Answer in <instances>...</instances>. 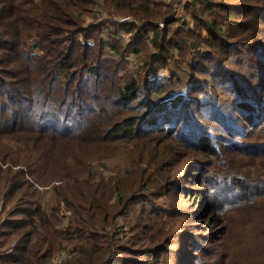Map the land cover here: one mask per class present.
Listing matches in <instances>:
<instances>
[{
	"label": "trees",
	"instance_id": "trees-1",
	"mask_svg": "<svg viewBox=\"0 0 264 264\" xmlns=\"http://www.w3.org/2000/svg\"><path fill=\"white\" fill-rule=\"evenodd\" d=\"M186 3L187 30L175 28L173 4L160 0H0V264H46L74 242L78 254L64 264H160L170 246L148 242L145 224L165 214L186 221L177 191L186 190L192 164L202 171L193 180L232 191L247 185V198L264 184L263 161L253 157L264 154V0ZM102 10L136 19L120 26L130 35L125 46L114 34L102 38L94 20ZM139 52L136 80L128 57ZM175 59L187 66L183 93L174 91ZM120 139L134 140L130 168L108 179L93 173L94 162L115 157ZM213 147L252 161L243 157L246 167L234 162L242 171L208 181L210 160L201 169L196 154L211 158ZM55 180L57 205L72 214L64 231L58 209L40 205V189ZM219 191L214 206L223 209L228 196ZM119 218L131 226L113 244ZM189 242L184 264H203L200 237Z\"/></svg>",
	"mask_w": 264,
	"mask_h": 264
},
{
	"label": "rangeland",
	"instance_id": "rangeland-1",
	"mask_svg": "<svg viewBox=\"0 0 264 264\" xmlns=\"http://www.w3.org/2000/svg\"><path fill=\"white\" fill-rule=\"evenodd\" d=\"M163 5L173 4L172 16L173 19L178 20V26L184 24L185 30L193 28L192 12L187 9V1L174 2L172 0H160ZM232 1V0H230ZM186 6V8H185ZM195 13L197 11L202 12L203 4H196ZM203 13V12H202ZM97 22L102 24V38H106L108 35H115L117 40L120 39L121 45L125 46L129 41L130 35L125 31V28L120 27L132 24L136 22V19L131 15H108L109 11L102 10V12L96 13ZM171 15V14H170ZM205 15V14H204ZM92 18H86V23L91 22ZM165 23L162 21L159 23V28L164 29ZM124 32V36L121 34ZM29 49H33L31 43H28ZM153 49L152 47H150ZM35 51V49H33ZM152 51V50H149ZM129 76L136 80H140V73L142 71L141 65L144 62V55L142 52L139 54H129L128 57ZM173 70L180 77V83L175 87V92H184V86L189 82L187 75V66L180 60L175 59L172 62ZM169 74L168 70L160 69L157 71L158 76L165 77ZM153 76L150 77V79ZM159 147L157 140H150ZM264 141V140H262ZM133 142L134 140L120 139L119 150L114 158L105 160L103 165H98L97 162L93 163L92 172L99 174L103 173V177L108 179L115 173H119L123 169L130 168V160L133 157ZM201 150V149H197ZM197 150L187 148L188 155L193 154ZM255 152H259V149H254ZM212 154L211 158L201 156L205 154V151L201 150L200 158L205 162L204 165L210 160V166L206 170L207 180L215 179L218 175H224L227 173L233 174V172H240L239 168L235 167L234 162L238 161L245 166V157L247 161H252V158L245 155H238L239 152L228 149L221 150L217 147L210 149ZM244 157V158H243ZM255 157L256 164L260 161L264 166V154H260ZM209 165V164H208ZM95 171H94V170ZM189 183L184 188L185 191L179 190L178 197L182 206L185 209L184 218L186 221L180 224L179 222H169L166 220L168 215H156L154 221H149L145 224L146 231L149 237L148 242L155 243L157 247L170 246V252L163 254L160 264H184L187 253H189L190 236L195 234L197 239L200 237L198 244L199 257L202 259L203 264H264V184H260L256 188L253 194H249L248 198L243 193L244 191H252L247 185H237L234 190L229 188H221L219 183L215 181L211 184L200 183L199 180L202 177V171L196 169L194 164L188 169ZM194 175V176H193ZM202 179V178H201ZM196 181V182H195ZM197 184H195V183ZM194 183V184H193ZM61 185V181L55 180L48 186L40 189V205L50 213L53 209H58L57 230L64 231L72 218V214L69 211H65V204L62 202L57 205L58 199L55 195V188ZM229 185V184H228ZM220 190V191H219ZM219 199L223 196L225 204L223 209L215 207L216 193ZM247 193V192H246ZM255 203V204H253ZM262 205V206H261ZM65 206V207H64ZM261 206L258 210H254L252 207ZM248 210V212H245ZM250 211H253L252 216ZM130 223H126L124 219H117L112 226V234L115 233L113 244L121 243L118 239H124V236L128 234ZM54 236L57 234L53 233ZM181 240V246L178 247V243ZM162 241V242H161ZM144 241V244L148 243ZM161 242V244H160ZM62 243V240L56 239L57 244ZM246 243V248H241L240 244ZM144 246V245H143ZM188 246V249H187ZM155 247V248H157ZM181 251V253H180ZM78 254V243H70L66 246L60 247L51 257L46 259V264H64L71 257ZM193 258L192 256L189 259Z\"/></svg>",
	"mask_w": 264,
	"mask_h": 264
},
{
	"label": "built area",
	"instance_id": "built-area-1",
	"mask_svg": "<svg viewBox=\"0 0 264 264\" xmlns=\"http://www.w3.org/2000/svg\"><path fill=\"white\" fill-rule=\"evenodd\" d=\"M121 35L124 36V32Z\"/></svg>",
	"mask_w": 264,
	"mask_h": 264
}]
</instances>
